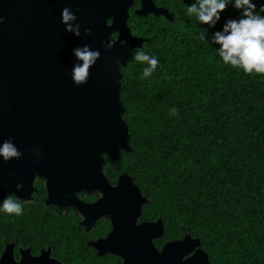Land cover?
I'll use <instances>...</instances> for the list:
<instances>
[{
  "label": "trees",
  "instance_id": "1",
  "mask_svg": "<svg viewBox=\"0 0 264 264\" xmlns=\"http://www.w3.org/2000/svg\"><path fill=\"white\" fill-rule=\"evenodd\" d=\"M161 2L171 21L128 22L160 66L141 80L146 65L132 51L122 69L132 153L123 157L121 173L148 199L144 210L201 238L220 264H264V76L225 66L199 40L208 26L186 15L192 0ZM237 15L227 7L208 31ZM173 106L178 117L169 114ZM106 175L117 178L110 169ZM8 226L1 213L0 252Z\"/></svg>",
  "mask_w": 264,
  "mask_h": 264
},
{
  "label": "water",
  "instance_id": "2",
  "mask_svg": "<svg viewBox=\"0 0 264 264\" xmlns=\"http://www.w3.org/2000/svg\"><path fill=\"white\" fill-rule=\"evenodd\" d=\"M136 1L0 0V143L11 138L22 153L7 162L0 158V201L9 194L29 199L35 177L46 181L60 211L76 205L78 195L103 192L95 204L79 201L77 208L124 222V230L115 226L109 238L115 249L129 243V220L136 221L148 203L128 174H121L115 187L104 174L108 169L121 172L123 157L132 153L123 119L122 69L130 53L148 42L133 36L128 26ZM141 3L138 16L168 15L152 0ZM64 7L76 15L79 37L65 31ZM85 28L91 32L86 34ZM114 35L117 43L111 49L101 47ZM85 44L98 49L100 57L89 69L87 83L77 87L70 77L76 62L72 49ZM17 184L22 189L17 190ZM171 251L174 245L167 248ZM0 264H14L8 247Z\"/></svg>",
  "mask_w": 264,
  "mask_h": 264
},
{
  "label": "flooded vegetation",
  "instance_id": "3",
  "mask_svg": "<svg viewBox=\"0 0 264 264\" xmlns=\"http://www.w3.org/2000/svg\"><path fill=\"white\" fill-rule=\"evenodd\" d=\"M141 1L134 3L130 19L132 16L151 17L157 21L173 19L170 8L161 0H152V3L156 9L168 11V15H136L135 12L142 7ZM121 174L117 173L113 180L107 178L108 183L115 187ZM31 186L29 199H24V195L18 197L24 202V214H6L9 226L0 257L8 247L14 264H166L163 258L182 264H220L205 250L201 238L189 234L184 228L169 226L168 221L156 212L144 210L149 201L142 207L136 221L129 220L132 232L129 243L122 242L115 249L109 238L115 226L124 230V222L114 220L108 214L77 208L80 202L88 206L95 204L102 197L101 193L83 194L76 205H68L67 211H60L57 207L59 201L54 193L50 195L46 181L35 177ZM146 224L151 227L146 228ZM142 225L146 226L141 228ZM137 230L141 231L142 237L140 233L136 234ZM172 245L175 251L167 252Z\"/></svg>",
  "mask_w": 264,
  "mask_h": 264
},
{
  "label": "clouds",
  "instance_id": "4",
  "mask_svg": "<svg viewBox=\"0 0 264 264\" xmlns=\"http://www.w3.org/2000/svg\"><path fill=\"white\" fill-rule=\"evenodd\" d=\"M229 6L237 10L238 15L227 19L219 30L209 32L208 29L216 26L221 19V13ZM185 9L186 15L194 18L198 26L201 24L208 26L205 32L199 34V40L206 47L213 48L217 58L225 66L242 71L246 75L264 76V0H194L193 3L186 5ZM76 19L75 13L69 7L61 10V23L65 25V31L79 37L80 25L73 23ZM0 22H3L2 17ZM84 32L88 34L91 29L85 28ZM116 43L117 40L110 36L106 42L101 43V47L111 49ZM72 53L76 62L73 64L70 77L73 84L78 87L87 83L89 69L99 59L100 51L90 49V46L85 44L73 48ZM132 58L146 65L142 69L141 80L153 76L160 66L158 56L143 49L138 48ZM117 63L119 64V61ZM169 114L178 117L179 109L173 106L169 109ZM21 155L11 138L0 143V158L3 161L19 159ZM101 159L106 161L108 157L102 154ZM22 187V184L16 185L17 190ZM80 197L77 196L78 199ZM0 213L22 216L24 202L9 194L0 201Z\"/></svg>",
  "mask_w": 264,
  "mask_h": 264
}]
</instances>
